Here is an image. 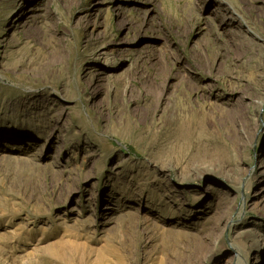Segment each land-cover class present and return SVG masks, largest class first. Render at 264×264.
<instances>
[{"label": "rangeland", "instance_id": "1", "mask_svg": "<svg viewBox=\"0 0 264 264\" xmlns=\"http://www.w3.org/2000/svg\"><path fill=\"white\" fill-rule=\"evenodd\" d=\"M0 264H264V0H0Z\"/></svg>", "mask_w": 264, "mask_h": 264}, {"label": "bare ground", "instance_id": "2", "mask_svg": "<svg viewBox=\"0 0 264 264\" xmlns=\"http://www.w3.org/2000/svg\"><path fill=\"white\" fill-rule=\"evenodd\" d=\"M234 8V7H233ZM235 9V8H234Z\"/></svg>", "mask_w": 264, "mask_h": 264}]
</instances>
